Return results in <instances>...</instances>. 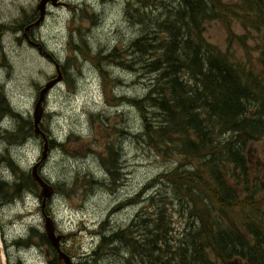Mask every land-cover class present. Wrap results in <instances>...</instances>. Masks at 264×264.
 <instances>
[{"label": "trees", "instance_id": "obj_1", "mask_svg": "<svg viewBox=\"0 0 264 264\" xmlns=\"http://www.w3.org/2000/svg\"><path fill=\"white\" fill-rule=\"evenodd\" d=\"M135 1L138 5L132 8L137 16L130 9L128 17L142 31L135 40L101 55L93 54L79 33L80 46L73 38L68 47L75 59L92 61L109 105L129 102L135 107L140 120L137 141L174 165L125 202L138 206L127 225L106 232L105 222L94 232L99 242L93 256L115 252L125 264H264V168L249 159L250 144L264 141V0ZM36 17L33 11L16 25H1L0 43L3 34L24 31ZM82 18L88 19L84 14ZM213 21H219L230 36V25H240L245 34L237 36L241 54L206 39V26ZM248 38L256 42V56ZM112 64L146 76L143 96L119 97L112 91V83L119 82L112 78ZM6 117L16 122L13 130L1 128ZM90 117L95 130L96 125L103 128L90 141L91 147L101 150L99 161L108 175V183L103 184L116 190L124 154L110 137L116 139L123 130L118 124L111 127L101 114ZM5 135L23 143L33 136V123L16 113L0 90V136ZM73 139L82 138L50 140L49 147L80 155L70 149ZM7 153L1 159L15 180H0V200L12 201L32 189L39 193L31 174ZM98 182L102 183L77 177L75 185H54L55 194L89 191ZM175 218L183 221L180 231ZM31 242L49 246L44 232L32 227L18 244L27 248ZM48 248L53 254L50 264H58L56 252ZM63 250L70 253L66 246Z\"/></svg>", "mask_w": 264, "mask_h": 264}, {"label": "rangeland", "instance_id": "obj_2", "mask_svg": "<svg viewBox=\"0 0 264 264\" xmlns=\"http://www.w3.org/2000/svg\"><path fill=\"white\" fill-rule=\"evenodd\" d=\"M38 1L0 0V26L20 23L21 18L35 11ZM130 4L133 8L138 5L135 0H62V5L58 7L47 6L44 21L33 31V38L29 37L43 45L53 60L60 64L63 76L62 81L48 94L42 131L56 143L65 142L70 135L82 138L73 139L70 145V149L80 155L72 151L66 153L58 146L52 149L49 147L48 157L41 166V174L55 186L75 185V179L82 176L102 182H98L89 191L75 189L71 196L59 192L47 205L46 212L57 225L56 233L65 237L63 247L65 249L66 246L76 264H125L123 256L115 252L105 251L93 256L99 242L98 232H94L105 222L106 232L127 225L136 214L138 206L125 202L135 197L149 181L174 165L172 160L156 156L137 141L135 135L139 131L140 120L135 107L129 102L120 106L106 102L100 73L92 61L82 58L77 60L72 52L69 53L67 44L70 39L73 41L76 27L92 52L101 55L113 48L121 49L142 35L139 26L131 23L128 18V9L133 10ZM132 10L131 13L137 16ZM153 13V10L148 9V15ZM83 14L88 19L84 20ZM230 26L233 36L227 33L219 21L210 22L206 26L205 37L222 50L241 54L237 36L245 35L244 31L237 22ZM79 33L76 31L74 34V42L77 44L81 43ZM247 44L253 56H256V42L248 38ZM37 51L27 44L21 30L9 31L1 38L0 90L6 95L13 110L29 119H32L39 87L56 74L54 64ZM110 72L112 77L119 79V82L111 85L112 91L119 97H141L146 92V76L138 77L132 71L120 69L116 64H112ZM91 114H101L102 120L106 119L111 126L118 124L123 130L116 139L110 137L111 141L117 140L122 146L124 154L122 179L116 190H110L103 184L108 183V175H105L99 161L101 150L90 146L93 137L100 134L98 129L103 130L99 125H96L97 130L94 129ZM15 126L12 117L5 118L1 123L3 130H13ZM42 147L43 142L34 135L23 143L9 140L8 135L0 136V180L14 181L12 171L1 159L5 151H8L9 157L22 171L30 174L31 168L40 158ZM249 153L250 161L261 163L264 168V141L250 144ZM40 204L38 192L34 189L22 192L19 198L12 201L0 200V264H49L52 261L51 257L46 256L49 246L33 244L25 248L18 244L19 240L28 236L31 227L44 232ZM121 204L123 206L116 209ZM174 222L175 228L180 231L183 221L175 218Z\"/></svg>", "mask_w": 264, "mask_h": 264}, {"label": "water", "instance_id": "obj_3", "mask_svg": "<svg viewBox=\"0 0 264 264\" xmlns=\"http://www.w3.org/2000/svg\"><path fill=\"white\" fill-rule=\"evenodd\" d=\"M62 4V0H40L36 6V11L39 13V18L37 21L30 26L26 27V31L31 27L39 26L45 19L46 8L48 5L52 7H58ZM27 44L36 48L40 54L44 57L50 59L54 63L56 74L54 77L50 78L46 84L39 87L37 99L34 104L32 113V123H33V133L34 136L43 141V147L39 160L33 165L30 170L32 180L35 184L39 185V198L41 199V212L44 220V234L48 244L57 253V259L59 264H73V260L69 255L62 251V240L65 239L64 236L58 235L56 233L55 220L48 215L46 212V207L48 202L52 201L55 197V189L51 182L43 177L41 174V166L48 157L49 151V138L45 132L41 129V123L43 115L45 113V103L50 91L55 88L63 79L62 72L60 69V64L55 62L53 58L45 51L43 45L31 40L27 35H25Z\"/></svg>", "mask_w": 264, "mask_h": 264}, {"label": "bare ground", "instance_id": "obj_4", "mask_svg": "<svg viewBox=\"0 0 264 264\" xmlns=\"http://www.w3.org/2000/svg\"><path fill=\"white\" fill-rule=\"evenodd\" d=\"M39 1H40V0H39ZM39 1H38V2H39ZM132 1H133V0H132ZM130 5H131V4H130ZM130 5H129V6H130ZM131 7H132V5H131ZM127 9H128V7H127ZM130 9H131V8H130ZM130 9H128V10H130ZM131 10H132V9H131ZM132 11H133V10H132ZM30 18L32 19V17H30ZM28 19H29V18H28ZM32 21H33V20H32ZM34 21H35V19H34ZM32 23H34V22H32ZM30 24H31V23H30ZM30 24H29V25H30ZM24 25H25V24H24ZM18 26H19V25H18ZM24 27H25V26H24ZM17 28H18V27H17ZM21 29H24V28H21ZM30 29H31V28H30ZM75 29H76V28H75ZM75 29H74V31H75ZM77 29H78V28H77ZM19 30H20V29H19ZM21 31H22V30H21ZM35 31H36V30H35ZM71 31H72V30H71ZM71 31H70V32H71ZM70 32H69V33H70ZM79 32H80V31H78V33H79ZM69 35H70V34H69ZM81 35H82V34H81ZM79 36H80V34H79ZM73 38H74V37H73ZM79 38H80V37H79ZM74 39H75V38H74ZM76 39H77V38H76ZM69 43H70V42H69ZM74 43H75V42H74ZM67 45H68V44H67ZM69 46H70V45H69ZM79 46H80V44H79ZM79 48H80V47H79ZM67 49H68V48H67ZM90 49H91V47H90ZM110 49H111V48H110ZM82 50H83V49H82ZM98 50H99V49H98ZM37 52H38V51H37ZM98 52H99V51H98ZM109 52H110V51H109ZM112 52H113V51H112ZM69 53H70V51H69ZM69 53H68V54H69ZM93 54H94V52H93ZM96 54H97V52H96ZM71 55H72V54H71ZM98 55H99V54H98ZM126 55H127V54H126ZM82 56H83V55H82ZM89 56H90V55H89ZM93 57H94V56H93ZM44 58H45V57H44ZM72 58H73V57H72ZM91 58H92V57H91ZM91 58H90V59H91ZM47 60H48V59H47ZM78 60H79V59H78ZM49 61H50V60H49ZM72 62H73V59H72ZM87 62H88V61H87ZM81 63H82V62H81ZM81 63H80V64H81ZM85 63H86V62H85ZM74 64H75V62H74ZM80 64H79V65H80ZM70 65H71V64H70ZM70 65H69V66H70ZM72 66H73V65H72ZM90 66H92V65H90ZM109 66H110V65H109ZM62 67H63V66H62ZM111 67H112V66H111ZM73 68H74V67H73ZM75 68H76V67H75ZM95 69H96V68H95ZM120 69H121V68H120ZM112 70H113V69H112ZM122 70H123V69H122ZM129 71H130V70H129ZM72 73H74V72L72 71ZM126 73H127V72H126ZM119 76H120V75H119ZM119 76H118V77H119ZM116 77H117V76H116ZM112 78H113V77H112ZM121 78H122V77H121ZM101 79H102V78H101ZM75 81H76V80H75ZM121 81H122V80H121ZM113 83H114V82H113ZM113 83H112V84H113ZM103 84H104V82H103ZM119 86H120V85H119ZM116 89H117V88H116ZM115 91H116V90H115ZM113 92H114V91H113ZM125 97H126V96H125ZM116 99H117V98H116ZM125 104H126V103H125ZM23 116H24V115H23ZM105 120H106V119H105ZM106 121H107V120H106ZM109 125H110V124H109ZM111 127H112V126H111ZM116 128H117V127H116ZM111 129H113V128H111ZM104 131H105V129H104ZM107 131H108V130H107ZM44 132H45V131H44ZM50 136H51V135H50ZM55 138H56V137H55ZM68 139H69V138H68ZM40 141H41V140H40ZM66 141H67V140H66ZM112 141H113V140H112ZM60 143H61V141H60ZM249 147H250V146H249ZM104 155H105V154H104ZM101 157H102V156H101ZM119 165H120V164H119ZM249 169H250V167H249ZM103 171H104V170H103ZM104 173H105V172H104ZM17 174H18V173H17ZM104 176H105V175H104ZM107 178H108V177H107ZM109 179H110V178H109ZM14 180H15V179H14ZM106 180H107V179H106ZM258 180H260V179H258ZM10 183H11V182H10ZM53 185H54V184H53ZM108 187H110V186H108ZM62 194H64V193H62ZM56 196H58V195L56 194ZM143 201H144V200H143ZM124 202H125V201H124ZM139 204H140V203H139ZM56 226H57V225H56ZM20 242H22V241H20ZM23 242H24V241H23ZM23 242H22V244H23ZM33 242H34V241H33ZM31 243H32V242H31ZM32 244H33V243H32ZM36 245H37V243H36ZM118 246H120V245L118 244ZM118 246H117V247H118ZM111 248H112V247H111ZM37 249H38V248H37ZM112 249H113V248H112ZM120 250H121V249H120ZM120 250H119V251H120ZM116 251H118V250H116ZM121 252H122V251H121ZM114 254H115V253H114ZM121 257H122V256H121ZM125 257H126V256H125ZM4 259H5V257L3 256V260H4Z\"/></svg>", "mask_w": 264, "mask_h": 264}, {"label": "flooded vegetation", "instance_id": "obj_5", "mask_svg": "<svg viewBox=\"0 0 264 264\" xmlns=\"http://www.w3.org/2000/svg\"><path fill=\"white\" fill-rule=\"evenodd\" d=\"M35 12H36V14H37V17H36V19H35V21H34V23L37 21V19L39 18V13L36 11V8H35ZM44 21V20H43ZM31 25V24H30ZM30 25H28V26H30ZM41 25V24H40ZM39 25V26H40ZM27 26V27H28ZM39 26H36V27H31V29L29 28L27 31H26V28H25V30L23 31V36L25 35V34H27V36L28 37H32V35H33V31L34 30H36V28L37 27H39ZM33 38V37H32ZM51 62H53V61H51ZM50 251V252H49ZM49 251H46V256L47 257H51V258H53V254H52V252H51V250H49ZM74 258V257H73ZM56 259H57V257H56ZM74 260H75V258H74ZM58 261V260H57ZM50 264V263H49ZM59 264V263H58ZM73 264H75V262H73Z\"/></svg>", "mask_w": 264, "mask_h": 264}]
</instances>
